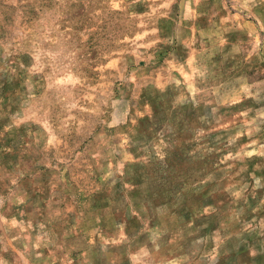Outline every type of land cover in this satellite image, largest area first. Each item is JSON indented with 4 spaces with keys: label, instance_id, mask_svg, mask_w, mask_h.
<instances>
[{
    "label": "rangeland",
    "instance_id": "rangeland-1",
    "mask_svg": "<svg viewBox=\"0 0 264 264\" xmlns=\"http://www.w3.org/2000/svg\"><path fill=\"white\" fill-rule=\"evenodd\" d=\"M0 264H264V0H0Z\"/></svg>",
    "mask_w": 264,
    "mask_h": 264
}]
</instances>
